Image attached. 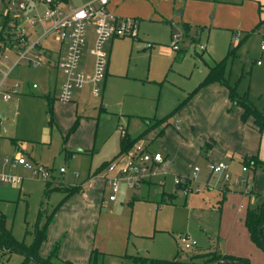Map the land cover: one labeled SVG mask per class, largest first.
Segmentation results:
<instances>
[{
  "label": "rangeland",
  "instance_id": "rangeland-1",
  "mask_svg": "<svg viewBox=\"0 0 264 264\" xmlns=\"http://www.w3.org/2000/svg\"><path fill=\"white\" fill-rule=\"evenodd\" d=\"M59 1L66 6H77L85 0ZM216 1L219 3L215 4ZM228 1L231 0H110L109 9L117 16H137L138 34L116 38L110 47L106 41L109 74L101 101V94L91 95L84 87L77 105L52 99L51 118L46 95L51 98L57 94L58 72L47 63L32 66L21 60L12 65L17 55L13 49L6 48L11 42L5 35L7 40L2 43L5 48L0 49V81L5 77L1 89L14 81L20 83L19 90L32 82L38 84L32 92L11 94L9 99H3L0 91V177L7 178L0 179V214L4 215L5 225L15 238L29 244L35 224L43 222L61 199V190L73 184L81 186V191L70 194L57 206L55 220L48 226L46 238L39 248L42 256H46L52 243L58 240L59 256L70 259L73 264H86L91 238L101 250L98 256L101 264H134L130 257L114 254L120 249L121 253L146 249L149 256L172 258L179 248L178 258H186L184 264H205L211 261L212 255L223 254L199 247L187 250L175 238L179 232H188L205 244L204 238L214 235L219 223L217 207L213 208L216 211L207 208L214 189L208 190L205 182L209 172L206 163L222 160L205 162L207 147L204 143L195 145L190 134L187 141L181 140L178 119L183 109L188 110L187 102L173 115L176 126L172 121L162 127L160 134L156 127L148 132L154 142L151 147H156L164 157L161 174L152 176L150 182L133 186L119 180L118 191L110 201L111 190L105 183L104 174L111 173L106 172V167L99 171L97 168L102 161L111 160L119 150L117 121L127 123L128 120L127 131L131 133L144 124L145 117H163L203 78L206 62L211 58L208 49L214 59H219L226 53L229 42L239 40L242 31L239 36L240 33L233 29L211 26L224 20L231 21L230 14L235 12L231 13V8H227ZM4 10L0 0V26L4 21ZM247 13L242 16V21L247 19ZM186 21L190 24L188 34L182 25ZM197 22L207 23V26L197 25ZM240 28L243 31L251 29ZM173 34H179L177 49L171 47ZM263 39L257 31L250 33L226 67L229 81L233 83L237 79V91H247L248 98L258 109L264 99V50L259 47ZM42 43L49 46L54 58L59 44L51 37ZM84 57L89 60L86 50L82 59ZM257 58L261 60L260 65L255 64ZM250 68L251 73L246 74ZM120 111L125 114L113 113ZM151 121L148 119L146 124ZM188 128L191 130L190 126ZM14 141L20 143L19 150ZM138 141L147 140L141 138ZM21 149L29 154L22 155ZM16 152L27 162L47 170L49 175L43 178L31 173L14 160ZM241 156L238 152L232 159L228 156L232 166L242 165ZM125 159L120 155L112 162L120 165ZM226 159L222 161L225 164ZM194 166H198L199 171L191 187L188 184L178 185L182 189L177 187L175 178L183 183ZM90 177L95 180L92 191L85 188ZM11 178L19 179L13 181ZM45 180L51 181L48 195H44ZM208 181L215 183L213 187L222 183L212 176ZM194 187L198 191L194 192ZM168 194L174 195L173 202L164 200ZM206 222L208 231L203 229L207 228L203 226ZM262 232L264 239V229ZM237 241L242 243L240 235ZM260 248L264 254V245ZM21 260L19 253L0 254V264H39L32 259L23 263ZM257 261H264V257Z\"/></svg>",
  "mask_w": 264,
  "mask_h": 264
},
{
  "label": "built area",
  "instance_id": "built-area-1",
  "mask_svg": "<svg viewBox=\"0 0 264 264\" xmlns=\"http://www.w3.org/2000/svg\"><path fill=\"white\" fill-rule=\"evenodd\" d=\"M109 0H85L77 6L68 5L59 0H1L4 7V23L11 34V44L6 48L16 51L13 65L26 60L32 66L42 63H51L60 74V82L56 98L58 100L72 101L76 91L88 87L92 95L100 93L101 83L105 77L107 66V52L105 43L113 37L138 34V24L130 17L117 16L108 8ZM41 6H45L41 8ZM171 37V47L177 49V37ZM51 37L59 44L55 58L51 59L53 52L42 41ZM264 45H261L263 48ZM2 48H5L2 45ZM89 56L85 68L82 61L83 52ZM259 62V61H258ZM4 79V78H3ZM0 81L2 98L9 99L11 94L19 91L20 83L12 82L6 90L1 89L4 84ZM31 86L36 87V83ZM125 161L120 165L109 162L104 174L105 183L110 187L108 198L112 200L119 188V180L123 179L126 185H139L150 181L152 176L161 174L160 166L164 157L158 150L150 149L144 142H136L124 155ZM14 160L25 166L26 169L38 177L46 178L48 171L36 163L27 162L20 153H15ZM206 167L212 176H221L224 181L241 184L246 190L252 187V180L245 174L247 167L241 166L242 175H231L227 165L222 161L207 162ZM62 168H60V171ZM198 166H194L187 176L195 180ZM0 179H7L0 177ZM19 178H11L15 181ZM175 183H180L175 178ZM196 191V188H193ZM178 241L184 249H191L198 245L197 241L186 233L178 236Z\"/></svg>",
  "mask_w": 264,
  "mask_h": 264
},
{
  "label": "crops",
  "instance_id": "crops-1",
  "mask_svg": "<svg viewBox=\"0 0 264 264\" xmlns=\"http://www.w3.org/2000/svg\"><path fill=\"white\" fill-rule=\"evenodd\" d=\"M236 1L231 0V1L227 2V6H228L227 8L229 10L231 8L230 12L231 13L235 12L233 14H230L231 21L228 22V21L224 20L223 22L215 23V25H211V26H215V27L222 28V29H233V30H235L236 33H238V34L240 33L239 34V36H240L241 31H242V34L244 33V31L240 27L252 28L258 22L259 18L264 16V1H261V0H236ZM109 2H110V0L108 1V8L111 7ZM216 3H219V1H216L215 4ZM259 6L261 8V11H260ZM246 11H248L247 19L245 21H242V16L244 15V13ZM122 17H127V16L123 15ZM133 17L136 18L137 16H133ZM135 18H133V19H135ZM185 23L188 24L187 25L188 29L187 30L185 29L184 23L182 24L183 29L185 30V34H188L190 24L188 21H186ZM197 25L207 26V23L197 22ZM221 26H223V27H221ZM237 29H240V30H237ZM233 30H231L230 32L233 33ZM245 31H247V30H245ZM255 31H257L258 33H261L264 36V22L260 23L257 26V28L252 32H255ZM116 38H119V37H113V38H110L107 40L109 42V47L111 46L113 40ZM230 44L233 45L235 43L229 42L227 45V48ZM262 44L264 45V39H263V42L259 46L261 51L264 50V47L261 48ZM206 48H207V46H206ZM107 50H108V51H106L107 52V66H106L105 77L101 83V90L99 93V94H101L100 101L102 100L105 82H106L107 76L109 74V72H108L109 49H107ZM208 52H209V56L212 59L210 58V60L206 62L207 63L206 64L207 69H208V66L212 65L210 63V61L215 62L218 60V59H214L211 56L209 49H208ZM52 57H53V55H51V59H53ZM82 61L85 64V68L89 69V66L87 65L88 60L86 59V57H84V59H82ZM47 64L49 66H52L51 63H47ZM255 64L260 65L261 60L259 58H257L255 61ZM246 72H247L246 74H250L251 68L248 69ZM57 74H59V73H57ZM241 74H240V77L242 76ZM228 78H229V76H228ZM4 80L5 79H3V82H4ZM235 81H237V83H236V90H237L238 80L234 79L233 83ZM59 82H60V74H59V78L57 80H55L57 91H58ZM32 83H36V82H32ZM229 83L233 84V83H231V81H229ZM10 84L11 83H7L3 89L6 90ZM31 84H30V86L22 88L17 93L32 92L33 89L38 87L37 83H36V87H34V88L31 86ZM87 92H89V94H91L88 87H87ZM243 92L247 93V91H243ZM79 93H80V90L76 91L74 96H78V98H76L77 100L73 98V100L71 101L75 105H77L78 100L81 99V98H79ZM239 94H242V93H239ZM51 98L57 99L56 94L51 96ZM186 102L188 103L189 108H188V110H186L187 108L183 109L182 113H180L179 119H178L179 124H180V129L182 131L180 138H181V140L187 141L188 140L187 136L190 134L192 139L195 141V145L204 143L205 146H207V148H205L206 151L204 152L205 153L204 156L206 159L205 162H207L209 160L225 161L226 158L228 159V156L230 159H232L233 156L236 154V152H238V153L242 154V156L256 154L258 159L264 163V130L262 132H259L256 129V127L253 125V120L251 117H249L246 121H242L240 119L241 108L239 106L235 105L232 101H230V99L228 98V90H227L225 85H223L217 81L208 83V84L200 87ZM260 107L264 108V99H263L262 104H260ZM113 113H115L116 115L125 114V113H122L121 111L120 112H113ZM158 118L159 117H155V118L154 117L153 118L145 117L144 118V124L142 126H140L136 132H131V133H129L127 131L128 120H127V123L123 122L124 124L117 121L116 125L118 127L121 126L122 128H125V130L128 132L129 135L136 136L139 132H141V130H143L146 127V121L148 119H152V121H155ZM169 121L170 122L173 121L174 126H176V118H174V116H172ZM164 125H167V124H163V126ZM188 126H190L191 130L188 128ZM148 132L143 137V140L146 139L148 142L147 141H140V142H144L145 144H147L150 149L157 150L156 147H154V148L151 147V144L154 145V142H153V138L148 137ZM119 139H120V136H119ZM14 143L16 144V149H18L20 147V143H17L15 141H14ZM21 150L22 151L20 153H22V155L23 154L25 155V152L29 154V152H27L26 150H24V151H23V149H21ZM242 156L240 158L241 162H242ZM179 164L180 163H177L178 166H179ZM226 165H227V170L231 175L234 176V175L244 174L241 171V166L243 164L240 165V167L235 166V165L232 166V163H230V161L228 159ZM161 166H160V169H161ZM182 172H184V171H182ZM245 174L248 175L252 180V187L249 190H246L245 187L241 184L236 185L232 181L226 182L223 180V178L221 176H218V175L212 176L208 172V177L206 179L205 184L207 185L206 187L208 188V190L214 189L213 190L214 195L212 196V202L208 205L209 207L207 206L206 203H204V202L203 203H204V205L207 206V208L210 211H216V210H213V208L217 207V211L219 213V223H218L217 231L215 233H213L214 235H209V236H207V238H204L205 244H202L200 241L198 242V240L195 237H193L192 235H190L188 232L177 233L175 235L177 242H178L177 237L180 234L186 233L189 236H191L192 238H194L198 243L197 246H195L191 249H188V250H192V249L197 248V247H199L202 250H207V251L216 250L218 253L247 257L252 264H264V261H257L258 258L264 257V254H261L262 252H261L260 246H258L256 243H254L251 240L249 233L247 231V228L245 226V223H244L245 211L248 208L257 207L258 205L264 203V170H262L259 167L254 168V169L251 168V169H248L247 172H245ZM210 176H212L215 179V181L216 180L217 181L222 180V183L215 186L216 188L213 187L215 183L214 184L212 182L209 183V181H208ZM62 182H64V181H62ZM64 183H66V182H64ZM66 184H69V183H66ZM69 185H73V184H69ZM94 186H95L94 177H90L89 180L87 181L85 188L89 191H92L94 189ZM177 187H179V186L177 185ZM179 188H181V187H179ZM194 188H196V187H194ZM196 191H198V189ZM196 191H194V192H196ZM172 196H174V195L168 194V196L164 200L167 202H173ZM110 201H112V200H110ZM54 220H55V218L53 219V221L50 224H52L54 222ZM205 224L206 225H203V226H206L207 228H203V229L208 231L207 222ZM263 229H264V227H263ZM263 229H262V231H263ZM239 235L241 236L242 243H241V241L240 242L237 241V238ZM233 237H234V239H232ZM90 244H91V246L89 248L90 249L89 255H90L92 248H96L97 250H99L96 247L92 238H91ZM179 250L180 249L177 248L173 257L179 253ZM99 251H101V250H99ZM109 252L113 253L111 251H109ZM121 252L122 251L120 249V251H115L114 254L120 255V256L121 255L127 256L126 254H130V255L143 254V255L149 256L146 249H142L140 251L138 250L135 253H128V252L127 253L126 252L121 253ZM255 253H257V256L255 255ZM61 254L64 255L63 253H61ZM89 255H88V259H89ZM179 255L181 256V253ZM188 255L189 254H187V256ZM59 257L62 259H68V258H63L61 256H59ZM150 257L165 258V257H158V256H153V255H151ZM88 259H87L86 264H88ZM167 259H169V258H167ZM185 259L183 260L180 258L179 259L181 261L180 264H184L183 262H185ZM68 260H70V259H68ZM205 264H231V263L226 261V260L213 259L210 262H207Z\"/></svg>",
  "mask_w": 264,
  "mask_h": 264
},
{
  "label": "trees",
  "instance_id": "trees-1",
  "mask_svg": "<svg viewBox=\"0 0 264 264\" xmlns=\"http://www.w3.org/2000/svg\"><path fill=\"white\" fill-rule=\"evenodd\" d=\"M261 6V5H260ZM259 6V8H260ZM261 11V8H260ZM264 22V16L259 18L258 22L248 31H244L239 40L233 44L229 45L226 53L223 57L215 61L212 65L208 66V69L203 76V78L190 90L187 92L186 96L179 101L178 105L175 106L170 112L164 115L161 118L156 119L155 121H151L152 123L146 124V127L141 130L136 136H131L125 130V128H120V139H119V150L117 154L111 159L103 161L97 168V171L105 168L109 162L114 160L118 156L124 155L138 140L144 137V135L153 127L158 128V134L162 131L163 124H168L170 118L174 115V113L181 107L183 104L188 101V99L202 86L217 81L226 86L228 90V98L235 105L241 108L240 119L242 121H246L249 117L253 120V125L259 132L264 130V108L258 109L255 104L248 98L246 92L239 94L236 90L235 81L233 84L229 83L228 75L226 74V67L229 60H232L236 56V49L238 46L247 38V36L254 31L257 26ZM0 26V49H2V43H4L7 39L5 35L10 37V33L8 29L5 27V23L2 22ZM188 24L184 23L185 29H188ZM11 44V43H10ZM247 73V72H246ZM243 75V74H241ZM47 105H48V114L51 118L52 116V98L46 95ZM207 147V146H205ZM248 169L251 168H261L264 170V163L261 162L257 155H245L242 156V162ZM247 172V171H246ZM248 176V175H247ZM192 181L186 177L183 183H179L178 185H186L188 184L191 187ZM51 181L45 180L44 183V195H48L51 191L50 188ZM81 191V187L78 185H71L64 187L61 192L63 195L61 199L53 206L51 211L46 215L43 222H37L34 226L33 238L32 241L27 244L25 241L19 240L15 238L11 232V229L6 227L5 218L3 214H0V254L1 255H9L12 252L19 253L22 255L21 263L26 260L32 259L39 264H73L68 259H62L58 256V249L60 246V241L56 240L52 243L49 253L46 256H42L39 252V248L41 243L46 238V230L48 225L53 221L54 214L57 209V206L70 194ZM244 223L249 233L251 240L256 243L258 246L262 247L263 243L261 242V238L263 239L262 229L264 227V203L258 205L257 207L248 208L245 211ZM263 225L258 233V227ZM264 241V239H263ZM101 252L96 248H92L88 264H101V259L98 257ZM130 259L134 262V264H180L181 261L178 258V254L173 258H157L150 257L143 254H126ZM211 260H226L231 264H252L247 257L243 256H234L230 254H214L210 257Z\"/></svg>",
  "mask_w": 264,
  "mask_h": 264
},
{
  "label": "water",
  "instance_id": "water-1",
  "mask_svg": "<svg viewBox=\"0 0 264 264\" xmlns=\"http://www.w3.org/2000/svg\"><path fill=\"white\" fill-rule=\"evenodd\" d=\"M262 224L258 227V233L260 234V231H261V228H262ZM261 242L263 243V245H264V241H263V239L261 238Z\"/></svg>",
  "mask_w": 264,
  "mask_h": 264
}]
</instances>
